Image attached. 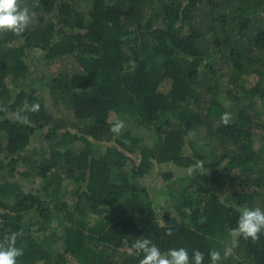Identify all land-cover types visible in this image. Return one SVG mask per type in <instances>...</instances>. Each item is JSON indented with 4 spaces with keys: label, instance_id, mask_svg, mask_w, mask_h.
Returning <instances> with one entry per match:
<instances>
[{
    "label": "trees",
    "instance_id": "obj_1",
    "mask_svg": "<svg viewBox=\"0 0 264 264\" xmlns=\"http://www.w3.org/2000/svg\"><path fill=\"white\" fill-rule=\"evenodd\" d=\"M30 1L37 22L22 35L0 31V242L19 233L18 264H139L142 254H127L137 238L162 252L198 249L204 264L212 249L223 257L239 208L264 209V143L254 148L264 133V0H88L86 13L78 0ZM206 36L213 53L199 44ZM34 49L47 66L77 67L46 83L51 108L22 88ZM199 129L213 152L191 139ZM36 137L48 145L38 157ZM196 160L203 172H190ZM161 165L189 175L167 187L172 209L154 216L148 185ZM220 264H264V231L235 238Z\"/></svg>",
    "mask_w": 264,
    "mask_h": 264
},
{
    "label": "clouds",
    "instance_id": "obj_2",
    "mask_svg": "<svg viewBox=\"0 0 264 264\" xmlns=\"http://www.w3.org/2000/svg\"><path fill=\"white\" fill-rule=\"evenodd\" d=\"M31 22V15L27 7L22 6L21 0H0V31H10L14 35H22ZM38 107V106H37ZM231 120L230 113H224L221 121L227 125ZM125 128L123 120H117L112 124L111 132L119 138ZM190 172L204 170V162L196 160L190 166ZM239 219L237 226L233 228L230 235L233 238L251 239L257 241L260 234L264 231V209L260 207H248L243 205L239 208ZM168 236L173 234L172 229L165 233ZM19 233L12 232L4 237L0 242V264H18V259L23 256V249L16 246ZM128 255L142 254L139 264H204V254L200 250H194L192 256L186 248H171L167 252H162L149 239L137 238L127 249ZM232 254V249L224 250L223 257L221 252L212 249L209 252L210 264H220L223 258ZM42 264V262H41Z\"/></svg>",
    "mask_w": 264,
    "mask_h": 264
},
{
    "label": "rangeland",
    "instance_id": "obj_3",
    "mask_svg": "<svg viewBox=\"0 0 264 264\" xmlns=\"http://www.w3.org/2000/svg\"><path fill=\"white\" fill-rule=\"evenodd\" d=\"M21 4L24 7H27L29 9V13L31 15V22L30 24H35L38 20L39 14L36 11V6L32 4V1L30 0H21ZM78 4L80 6V9L83 12H88L90 8V4L88 0H78ZM148 16V14L146 15ZM200 46H204V50H207L208 53H213L212 51V45H211V38L209 36H206L204 39H202L199 42ZM41 56V51L34 49L29 52V56L27 58L28 64L30 66V75L27 77V79L22 82V88L24 90H28L32 87H36L39 89L40 94L46 104L47 108H51V101L48 95V90L46 88V83L52 78L59 74L62 75H70L73 72L77 70V67L75 66L73 60L71 58H64L63 60H60L56 62L54 65L47 66L43 64L39 59ZM218 59L214 60L213 62L215 65H218V71L225 72V68L223 64H219L217 62ZM217 62V63H216ZM222 68V69H221ZM257 82V76L254 73L248 74L245 76L244 84L245 86L249 87L254 85ZM9 85L12 89H14V85L12 82L9 81ZM168 89V84H163V87L161 90L166 91ZM222 102L225 105H228V101L225 97H221ZM259 116H261V112L259 113ZM206 131L203 129L195 130L190 133L191 139L198 145H200L201 148H204V151L206 153L213 152L212 145L213 143L206 142L205 139ZM262 137V140L256 139V142L254 144L255 150H258L261 146V144L264 143V133L260 135ZM32 147H34V151L37 153L36 156L38 157L39 154L45 153V151L48 148V145L39 137L35 138L32 142ZM170 174V177L168 180L164 178V175ZM189 175V170L185 169H179L172 165H161L158 167V174L155 176V178L149 183L148 185V192L149 196L152 200V209H153V215H158L159 213H163L165 210L172 209L173 207V200L169 197L167 187H177L179 184V181L182 178H185ZM35 215H29L25 218V221L28 222H34ZM222 244L226 246V248H233L235 247V238H233L231 235L225 236L223 239ZM72 264H76L74 261Z\"/></svg>",
    "mask_w": 264,
    "mask_h": 264
}]
</instances>
